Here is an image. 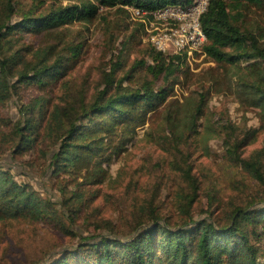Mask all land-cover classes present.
<instances>
[{
    "label": "rangeland",
    "instance_id": "374dc122",
    "mask_svg": "<svg viewBox=\"0 0 264 264\" xmlns=\"http://www.w3.org/2000/svg\"><path fill=\"white\" fill-rule=\"evenodd\" d=\"M72 2L19 0L11 23L21 20L22 12L31 10L39 16ZM241 9L248 25L264 29L263 8L244 5ZM137 26L129 11L101 7L99 17L92 22L76 21L50 33L12 37V45L17 42L16 48L30 54L52 46V62L67 55L71 45H84L81 56L70 59L67 75L58 82L43 91L21 87L0 103V164L10 168L19 182L31 184L41 197L54 203L50 217L44 220L0 219V264H42L93 234L114 232L127 237L141 225L155 221L153 215L173 226L189 218L209 217L224 224L235 206L260 200L264 183L237 164L232 152L242 142L240 156L264 171V111L242 103L230 83L217 77L221 73L216 64L202 51L187 57L189 69L181 78L183 83L175 86L165 106L137 130L126 151L105 166L108 176L102 182L89 179L86 184L79 176L80 187L70 175L61 173L56 179L45 173L46 159L41 154L47 155L57 146L55 139L41 140L38 149L24 155L13 154L19 139L16 127L25 116L22 108L32 99H38L36 113L59 106L74 108L73 114L80 115L104 89L108 78L119 82L135 64L142 60L150 63V43ZM31 57L29 60H34ZM117 63L122 66L115 70ZM139 74L156 84L146 67ZM122 82L128 86L126 80ZM205 90L210 98L207 110L198 132L190 134L185 123L192 95ZM34 115L39 119L41 114ZM77 189L83 191L85 203L74 204L80 208L77 214L69 215V209H75L73 204L64 214L63 198Z\"/></svg>",
    "mask_w": 264,
    "mask_h": 264
},
{
    "label": "trees",
    "instance_id": "16d2710c",
    "mask_svg": "<svg viewBox=\"0 0 264 264\" xmlns=\"http://www.w3.org/2000/svg\"><path fill=\"white\" fill-rule=\"evenodd\" d=\"M71 1L63 8L39 16L31 10L22 12L21 20L11 23L19 0H0V103L17 94L21 87H37L43 91L58 82L67 75L70 59L81 56L84 45H71L67 55L52 62V46L30 54L29 50L16 48L17 42L11 44L15 35L50 33L76 21L89 23L99 17L101 7H117L120 12H128V7L150 11L194 2ZM244 5L264 9V0L210 1L201 19L207 36L201 51L216 64L221 73L217 77L230 83L242 103L264 111V29L247 24L241 9ZM137 25V30L146 34L143 24L137 22ZM147 57L149 64L142 60L124 75L128 86H124L123 79L115 82L108 78L104 89L80 115L73 114L74 108L59 106L36 113L38 99H32L30 105L22 108L25 116L16 127L19 139L13 154L24 155L38 149L41 140L55 139L57 146L47 155L41 154L46 159L45 173L56 179L61 178V173L70 175V180L80 187L83 184L77 181L79 176L86 184L89 179L102 182L108 176L105 166L126 151L137 130L165 106L189 69L186 53L167 55L151 46ZM121 66L117 63L115 70ZM144 66L156 84L141 79L139 70L145 69ZM208 95L209 90L192 95L193 103L185 123L190 134L198 132L210 101ZM32 113L41 115L38 119L35 115L32 117ZM241 143H237L232 152L235 162L264 183L260 165L240 156ZM83 195V191L77 189L63 198L62 212L65 214L71 204L82 206ZM76 205L74 210L69 209V215L80 211ZM53 207L51 200L41 197L31 184L19 182L10 168L0 164V219L44 220L50 217L49 209ZM153 217L155 221L141 225L127 237L114 232L84 236L76 246L65 248L59 257L42 264H264V188L260 200L230 210L224 224L223 220L217 222L209 217L189 218L173 226Z\"/></svg>",
    "mask_w": 264,
    "mask_h": 264
},
{
    "label": "built area",
    "instance_id": "2783aa9c",
    "mask_svg": "<svg viewBox=\"0 0 264 264\" xmlns=\"http://www.w3.org/2000/svg\"><path fill=\"white\" fill-rule=\"evenodd\" d=\"M211 0H194L186 6H166L156 10L128 7L133 20L143 24L150 45L167 55L192 56L207 41L201 19Z\"/></svg>",
    "mask_w": 264,
    "mask_h": 264
}]
</instances>
